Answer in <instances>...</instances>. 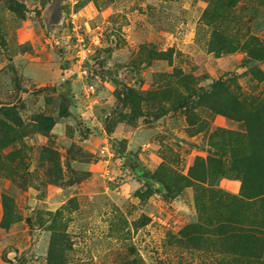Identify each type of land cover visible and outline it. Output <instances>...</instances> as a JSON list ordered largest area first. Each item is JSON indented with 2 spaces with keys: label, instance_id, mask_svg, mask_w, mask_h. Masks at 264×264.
Returning <instances> with one entry per match:
<instances>
[{
  "label": "rangeland",
  "instance_id": "obj_1",
  "mask_svg": "<svg viewBox=\"0 0 264 264\" xmlns=\"http://www.w3.org/2000/svg\"><path fill=\"white\" fill-rule=\"evenodd\" d=\"M263 186L264 0H0V264H264Z\"/></svg>",
  "mask_w": 264,
  "mask_h": 264
},
{
  "label": "trees",
  "instance_id": "obj_2",
  "mask_svg": "<svg viewBox=\"0 0 264 264\" xmlns=\"http://www.w3.org/2000/svg\"><path fill=\"white\" fill-rule=\"evenodd\" d=\"M248 154H241V156L239 158L240 161L247 159ZM264 187V186H263ZM253 188H245L242 187L241 188V194H240V198H235V197H229L227 194H225L224 192L219 190V200L221 201L222 204H224L225 202H231L232 204H237L238 202L240 203H244V201L241 199H259L261 202H264V190H260L261 192H256L255 190H252ZM263 189V188H262ZM231 199V200H230ZM227 200V201H225ZM236 226V230H237V235L240 236L242 239L239 241V243H243L244 244V252L247 250H251L254 251L255 249H257L258 251H260L259 248H255L253 244L258 243L259 242V238L257 237L260 236H264V227H256L255 225L252 224H245V223H234ZM234 226V227H235ZM225 229V227H223ZM262 240H264V237L262 238ZM257 246V245H255Z\"/></svg>",
  "mask_w": 264,
  "mask_h": 264
},
{
  "label": "built area",
  "instance_id": "obj_3",
  "mask_svg": "<svg viewBox=\"0 0 264 264\" xmlns=\"http://www.w3.org/2000/svg\"><path fill=\"white\" fill-rule=\"evenodd\" d=\"M53 43L54 45L58 46L60 44V41L59 40H53ZM86 51L88 52L89 50L86 48H80L77 53H78V58L81 60L82 63H84L86 57H87V54H86ZM92 93L93 92V86L92 85H88L86 87V93Z\"/></svg>",
  "mask_w": 264,
  "mask_h": 264
}]
</instances>
